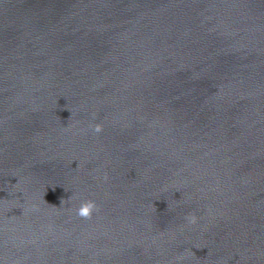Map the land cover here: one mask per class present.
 I'll use <instances>...</instances> for the list:
<instances>
[{"label": "water", "instance_id": "1", "mask_svg": "<svg viewBox=\"0 0 264 264\" xmlns=\"http://www.w3.org/2000/svg\"><path fill=\"white\" fill-rule=\"evenodd\" d=\"M0 264H264V0H0Z\"/></svg>", "mask_w": 264, "mask_h": 264}, {"label": "clouds", "instance_id": "2", "mask_svg": "<svg viewBox=\"0 0 264 264\" xmlns=\"http://www.w3.org/2000/svg\"><path fill=\"white\" fill-rule=\"evenodd\" d=\"M69 119H71V117ZM90 127H91V130L95 134H100L104 130V126L101 123H96L94 125H90ZM105 179H107V176H105ZM54 188L55 187H53V190H54ZM45 194H46V191H45ZM45 194H44V196H45ZM43 199H44V197H43ZM70 199H71V197H70ZM65 201L66 200L61 198L60 205L65 204ZM44 202L46 204H48L49 206H51L52 208H57L56 205L50 204L45 199H44ZM97 208H98V206H97L96 202L94 200L88 199V200H82L80 202L79 206L74 211H75V215L77 217H79L81 219H85V220H90L93 216L94 211H96ZM186 220H187L189 225H194L197 223L198 217L195 214H189L186 217ZM183 258H184L183 256L178 257V259H183Z\"/></svg>", "mask_w": 264, "mask_h": 264}]
</instances>
